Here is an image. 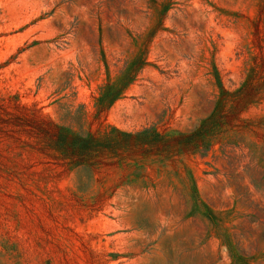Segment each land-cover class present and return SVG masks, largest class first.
<instances>
[{"label": "rangeland", "instance_id": "1", "mask_svg": "<svg viewBox=\"0 0 264 264\" xmlns=\"http://www.w3.org/2000/svg\"><path fill=\"white\" fill-rule=\"evenodd\" d=\"M0 264H264V0H0Z\"/></svg>", "mask_w": 264, "mask_h": 264}, {"label": "trees", "instance_id": "2", "mask_svg": "<svg viewBox=\"0 0 264 264\" xmlns=\"http://www.w3.org/2000/svg\"><path fill=\"white\" fill-rule=\"evenodd\" d=\"M106 91H103V94L101 95V98L106 97ZM121 94L114 96L109 104H114L119 98ZM146 132V131H145ZM129 137H132L131 135H127ZM94 140L91 138H83V137H74V138H68L63 133H59L57 138V144L59 148H65L68 151L71 152H92L95 150L97 146H92L94 144ZM96 145V144H95Z\"/></svg>", "mask_w": 264, "mask_h": 264}]
</instances>
